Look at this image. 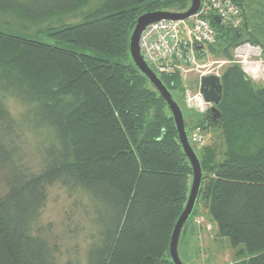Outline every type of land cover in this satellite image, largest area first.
<instances>
[{
	"label": "trees",
	"instance_id": "obj_1",
	"mask_svg": "<svg viewBox=\"0 0 264 264\" xmlns=\"http://www.w3.org/2000/svg\"><path fill=\"white\" fill-rule=\"evenodd\" d=\"M90 1L0 0V264H175L169 244L192 166L168 103L134 63L129 41L141 14L185 11L191 0H102L89 20L41 27ZM235 1L245 16V0ZM214 17L216 41L197 56L227 60L221 114L213 118L209 108L192 124L183 113L188 137L198 125L221 136L199 150L192 144L203 176L180 238L201 202L217 236L236 250L235 264H264V85L231 61L244 41L260 45L263 57L264 48L246 19L235 28ZM9 23L72 47L7 31ZM151 66L182 108L180 72ZM11 101L23 107L19 115ZM52 188L72 202L70 237L84 238L81 254L77 241L63 251L43 220Z\"/></svg>",
	"mask_w": 264,
	"mask_h": 264
},
{
	"label": "rangeland",
	"instance_id": "obj_2",
	"mask_svg": "<svg viewBox=\"0 0 264 264\" xmlns=\"http://www.w3.org/2000/svg\"><path fill=\"white\" fill-rule=\"evenodd\" d=\"M102 2V0H91L89 4L84 6L81 10L74 13H66L62 15L53 16L51 19L41 22V27L45 30L50 27H60L68 24H74L92 18V13L95 8ZM245 11L256 13L257 16L264 18V0H245ZM170 11L179 12L178 7L171 8ZM182 12V11H181ZM194 15V14H193ZM192 15V16H193ZM192 16L183 19L180 23V29L183 34H188L191 26L194 24L195 17ZM260 19V18H259ZM242 22V18L240 23ZM2 27V24H0ZM13 28V29H12ZM5 30L13 31L15 33L31 37L37 40L58 44L65 47H72L68 43L58 42L56 39L47 35V31L39 32L37 28L14 26L11 27L10 23L5 25ZM198 44V43H197ZM200 44V43H199ZM207 46L208 44H201ZM234 51V50H233ZM263 53V52H262ZM194 53L192 64L181 65L178 71L183 80L182 108L185 111V117L188 123L196 121L201 114L208 111L211 103L203 101L202 97L196 95L199 92V85L201 76L204 74L214 73L221 75L222 69L227 65L225 58H217L210 52H206L203 56H197ZM233 62V60H231ZM244 69L248 70V75L258 84H264V57L254 58V62H247L244 64ZM160 72V71H159ZM166 73V72H160ZM175 73V72H171ZM203 102L205 104H203ZM208 104V105H207ZM23 107L16 101H11V110L15 115H19ZM199 116V117H198ZM201 126H196L189 135H193V131L199 129ZM215 129L210 128L207 132L202 131L204 137L202 144L192 143L197 150L205 143L211 142L212 134ZM221 136V135H220ZM200 143V142H199ZM200 145V146H198ZM3 184L0 182V193L3 192ZM72 204L71 200L67 197L62 189L52 188L49 199L44 209L43 220L51 222L55 229V233L59 236L62 250L66 249L72 244L78 242L81 248L79 254L84 250L86 243L82 236H77L76 239L70 237V228L73 226L74 221L68 217L69 207ZM198 212L190 220L186 233L180 238L179 253L181 258L186 264H235L240 258L235 257V249L230 245L227 238L219 237L216 233V226L211 221L207 213V209L200 202L198 203Z\"/></svg>",
	"mask_w": 264,
	"mask_h": 264
},
{
	"label": "built area",
	"instance_id": "obj_3",
	"mask_svg": "<svg viewBox=\"0 0 264 264\" xmlns=\"http://www.w3.org/2000/svg\"><path fill=\"white\" fill-rule=\"evenodd\" d=\"M212 15H218L221 23L235 28L240 26L242 18L235 0H200L199 9L192 16L195 17L194 24L188 34H183L180 29L183 19L163 18L148 24L142 30L139 40L143 57L158 71L166 73L176 72L183 64H192L194 53H197L196 43L211 44L216 41L217 31L209 20ZM261 55V46L249 41L240 43L233 51L234 61L243 69L245 63L254 62V58ZM244 71L248 73V70ZM196 95L208 103L200 89ZM203 137L201 129L194 130L189 141L201 145Z\"/></svg>",
	"mask_w": 264,
	"mask_h": 264
},
{
	"label": "water",
	"instance_id": "obj_4",
	"mask_svg": "<svg viewBox=\"0 0 264 264\" xmlns=\"http://www.w3.org/2000/svg\"><path fill=\"white\" fill-rule=\"evenodd\" d=\"M200 6V0H191L190 6L182 12H174L170 10H155L149 11L141 14L132 25V33L130 35L129 41V50L131 57L139 68V70L145 74L150 82L156 87V89L161 93L166 102L168 103L172 116L174 118L180 142L182 144L183 150L188 157L190 164L192 166V182L190 187V193L188 196L187 203L180 214L178 220L173 229V233L171 236L170 244H169V253L172 261L175 264H186L180 257L179 254V239L181 231L191 216L194 206L197 201L199 189L202 181V166L200 163L199 156L189 141L187 129L185 126L184 113L183 109L179 105V103L173 98L171 92L162 82L159 75L152 68V66L145 60L142 55L139 40L142 30L151 22L157 21L163 18L170 19H186L197 12ZM215 20L220 22V17L215 15ZM196 51L203 54L205 51L204 45L195 44ZM199 89L203 94L205 100L211 103L210 111L213 118L218 117L221 114L218 105L223 97V86L221 82V77L217 74L210 73L204 74L201 76Z\"/></svg>",
	"mask_w": 264,
	"mask_h": 264
},
{
	"label": "crops",
	"instance_id": "obj_5",
	"mask_svg": "<svg viewBox=\"0 0 264 264\" xmlns=\"http://www.w3.org/2000/svg\"><path fill=\"white\" fill-rule=\"evenodd\" d=\"M242 19H246V21L249 23L248 24L249 29H255L256 30V32H255L256 36L255 37L259 38V40H260V42L264 48V18L261 16H257L256 14H254L252 12H249V11L246 12L245 11V16H243ZM215 132L212 134V138H211L212 142H218L219 138H220V133L219 132L215 133Z\"/></svg>",
	"mask_w": 264,
	"mask_h": 264
}]
</instances>
